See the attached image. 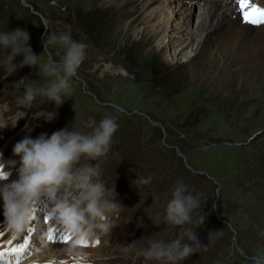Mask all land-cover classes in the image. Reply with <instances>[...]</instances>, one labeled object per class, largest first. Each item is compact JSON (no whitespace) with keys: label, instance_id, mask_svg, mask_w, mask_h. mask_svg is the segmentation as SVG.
Segmentation results:
<instances>
[{"label":"rangeland","instance_id":"374dc122","mask_svg":"<svg viewBox=\"0 0 264 264\" xmlns=\"http://www.w3.org/2000/svg\"><path fill=\"white\" fill-rule=\"evenodd\" d=\"M108 1L0 0V32L27 30L35 55L44 52L51 32H70L88 45L72 91L58 108L39 97L30 108L18 105L23 89L12 84L38 80L36 70L25 66L4 79L0 68V146L17 141L29 128L34 139L50 137L65 128L71 131L76 118L77 130L88 132V120L114 116L119 127L109 154L80 162L100 164V180L109 190L115 187L116 201L124 208L121 221L102 234L107 240L96 252L100 264H157L145 261L138 249L122 246L150 236L176 238L179 228L166 226L158 214L177 181L199 195L193 217L201 212L206 217L196 232L207 248L181 264H251L250 257L264 249L258 234L264 229V61L247 63L228 53L210 71L208 60L220 59L213 47L203 52L189 47L172 64V47L156 46L165 40L163 31L153 39L146 24L147 12L161 0ZM200 12L196 5L194 24ZM57 51L51 49L54 56ZM22 61L18 56L14 62ZM217 72L225 76L220 88L211 84ZM4 111L11 112L3 117ZM139 176L152 177L140 190L133 184ZM146 245L147 239L141 247Z\"/></svg>","mask_w":264,"mask_h":264},{"label":"clouds","instance_id":"9594fccd","mask_svg":"<svg viewBox=\"0 0 264 264\" xmlns=\"http://www.w3.org/2000/svg\"><path fill=\"white\" fill-rule=\"evenodd\" d=\"M29 40V32L24 29L0 32L3 78L7 79L25 66L33 68L38 80L22 78L12 84L16 90L23 89L22 94L16 97L17 104L30 108L39 97L58 108L65 102L64 96L72 91L71 81L86 59L88 45L74 40L70 32H51L46 37L44 52L37 56L29 46ZM53 47L58 49L55 56L51 53ZM18 56L23 57L20 64L14 62ZM41 77L48 79L41 83ZM75 121L71 131L65 128L50 137L46 134L36 139L25 137L14 146L13 153L20 158L18 179L0 184L3 215L10 229L22 231L40 203H44L58 222L78 238H98L100 234L110 233L116 226V219L124 208L116 201L115 187L109 190L100 180L99 163L93 166L80 162L82 158L99 161L109 154L119 127L117 119L111 115H106L99 122L90 119L86 124L91 129L88 132L77 130ZM17 122L11 123L12 127ZM7 168H16V161L6 164L0 153V181L8 179L10 172ZM151 181V176H139L133 184L140 190L141 186L149 185ZM170 194L171 198L158 218L166 226L179 228L176 238L165 241L150 236L122 246L126 250L138 249V255L147 262L181 264L207 248L200 243L196 232L200 225L204 226L206 217L202 212L193 217V212L200 208L199 195H193L182 181L174 184ZM258 234L264 238V229ZM146 239L147 245L141 247ZM250 262L264 264V249L252 255Z\"/></svg>","mask_w":264,"mask_h":264},{"label":"bare ground","instance_id":"6f19581e","mask_svg":"<svg viewBox=\"0 0 264 264\" xmlns=\"http://www.w3.org/2000/svg\"><path fill=\"white\" fill-rule=\"evenodd\" d=\"M119 1L109 0L108 2L119 3ZM257 4L258 6H264V0H257ZM168 5L171 8L163 10ZM196 5L201 10L198 15V24L193 23L194 8ZM235 8L237 6L232 3V0H161V3L158 5L153 6L152 9L149 8L146 24L152 33L153 39L156 38L158 31H163L162 36L165 35V40L161 39V41L157 42L156 46L158 48H165L167 45L172 47V64L177 63L179 56H182L189 47L197 52H203L207 47H213V55L218 53L220 59L215 62L211 58L208 60L210 62L209 66H211L210 71L217 67L216 63L218 61H225L224 54L228 53L240 55L247 63L260 64L264 61V25L251 26L250 24L242 23L241 15L235 16ZM160 9L161 11H159ZM157 19L159 23L155 21ZM151 22L154 23L151 24ZM258 47L260 48L258 49ZM184 57L189 61V57ZM224 67L226 70L229 69L226 66ZM106 69L112 70V66L107 65ZM114 70L115 72H120V69ZM206 76L209 77V75ZM224 78L225 76L217 72L213 76L211 84L220 88L223 86ZM9 112H4L3 115H9ZM36 119H43V117L37 115ZM4 161L7 164L11 159L8 156H4ZM14 169L7 168L6 170L12 171ZM0 206H3V201L1 202V200ZM118 221L116 220V223ZM45 247L42 251L43 255L46 254L52 258H64L68 256L69 246L62 247L49 244ZM90 250H83V255H86Z\"/></svg>","mask_w":264,"mask_h":264},{"label":"snow or ice","instance_id":"6c2138e0","mask_svg":"<svg viewBox=\"0 0 264 264\" xmlns=\"http://www.w3.org/2000/svg\"><path fill=\"white\" fill-rule=\"evenodd\" d=\"M232 3L237 6L238 14L241 15L242 23L250 25H264V6H258L257 0H232ZM35 219V216L32 217ZM47 219V218H46ZM55 229H49L47 239L53 241L54 237L52 232ZM4 234L0 232V237ZM32 235V229L28 230L27 235L22 238V242L15 243L17 237L14 235L11 239L7 240V247L0 242V264H21L22 257L27 253L30 247V237ZM70 236H63L57 238V242L60 239L63 241L69 240ZM85 247L87 244L81 238L79 241ZM99 243V241H97ZM77 264H83V261H77Z\"/></svg>","mask_w":264,"mask_h":264}]
</instances>
